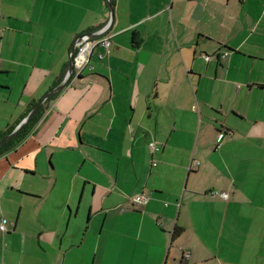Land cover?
<instances>
[{"label": "crops", "instance_id": "0c3cea01", "mask_svg": "<svg viewBox=\"0 0 264 264\" xmlns=\"http://www.w3.org/2000/svg\"><path fill=\"white\" fill-rule=\"evenodd\" d=\"M108 1L0 0V134L111 36L0 155V264H264V0Z\"/></svg>", "mask_w": 264, "mask_h": 264}, {"label": "built area", "instance_id": "2783aa9c", "mask_svg": "<svg viewBox=\"0 0 264 264\" xmlns=\"http://www.w3.org/2000/svg\"><path fill=\"white\" fill-rule=\"evenodd\" d=\"M108 1V0H107ZM105 30H99L92 34H99ZM2 31L0 29V36ZM91 34L79 36L73 43L74 53L72 56V67L73 72L80 73L84 68L89 65L90 58L93 54V51L96 47H101L103 49V53L98 55L99 59H102L105 55L108 54L110 47H111V36L108 33H105L97 38H90ZM226 55V53L224 54ZM204 60L208 61L209 56H202ZM221 137V135H220ZM149 147L152 151H158L160 147H158L155 143L151 142ZM198 164L195 162L192 164L189 169L192 167H197ZM213 196H218L224 200L228 198L226 193H212ZM148 202V198L143 195H136L132 198V205L133 206H145ZM2 209L0 207V232L6 233L9 232L7 222L1 218Z\"/></svg>", "mask_w": 264, "mask_h": 264}, {"label": "water", "instance_id": "95a60500", "mask_svg": "<svg viewBox=\"0 0 264 264\" xmlns=\"http://www.w3.org/2000/svg\"><path fill=\"white\" fill-rule=\"evenodd\" d=\"M108 7L111 9V5H109L108 3ZM112 12V11H111ZM112 13L110 16V23L112 20ZM107 29L108 26L105 28V30L99 34H91L90 38H97L105 33H107ZM74 53V48H72V52H71V56H70V60H69V68H68V73L65 77V79L63 80V82L57 86L55 88V90L51 91L50 93L46 94L43 99L37 103L29 112L28 114L21 120V122L12 130V132L10 134H8L5 138H3L2 140H0V146H2L4 143H6L7 141H9L10 139H12L17 133L18 131L33 117V115L37 112V110L40 108L41 104L47 100L51 95L59 92L62 90V88L67 84L69 78L71 77V74L73 72V67H72V56Z\"/></svg>", "mask_w": 264, "mask_h": 264}, {"label": "trees", "instance_id": "16d2710c", "mask_svg": "<svg viewBox=\"0 0 264 264\" xmlns=\"http://www.w3.org/2000/svg\"><path fill=\"white\" fill-rule=\"evenodd\" d=\"M108 2H109V5H111V2L110 1H108ZM133 42L135 45L137 44V38H136L135 34H133ZM52 96H54V95H52ZM51 97H49V98H51ZM35 105L36 104H34L32 107H34ZM41 111H42V106H40V108L33 115V117L18 131V133L12 139H10L6 143H4L2 146H0V155L11 150V149H14L27 135H29L31 133L32 129L35 127V125L37 124V122L39 121V119L41 117ZM14 128L15 127H12L10 129H8L5 133L0 134V140H2L8 134H10ZM178 234H179V232H177V230H176L173 234V239L176 235L178 236Z\"/></svg>", "mask_w": 264, "mask_h": 264}, {"label": "rangeland", "instance_id": "374dc122", "mask_svg": "<svg viewBox=\"0 0 264 264\" xmlns=\"http://www.w3.org/2000/svg\"><path fill=\"white\" fill-rule=\"evenodd\" d=\"M107 3H109L108 1H107ZM115 249V248H114Z\"/></svg>", "mask_w": 264, "mask_h": 264}]
</instances>
